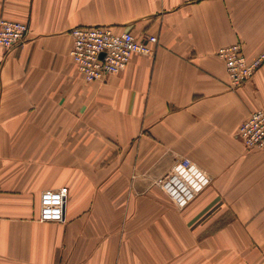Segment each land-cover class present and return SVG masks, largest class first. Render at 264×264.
Wrapping results in <instances>:
<instances>
[{"label":"crops","instance_id":"obj_1","mask_svg":"<svg viewBox=\"0 0 264 264\" xmlns=\"http://www.w3.org/2000/svg\"><path fill=\"white\" fill-rule=\"evenodd\" d=\"M28 25L0 49V264H264V150L237 129L264 109V60L230 89L219 47L264 51V0H0ZM157 38L83 79L70 29ZM67 186L61 222L39 195Z\"/></svg>","mask_w":264,"mask_h":264},{"label":"built area","instance_id":"obj_2","mask_svg":"<svg viewBox=\"0 0 264 264\" xmlns=\"http://www.w3.org/2000/svg\"><path fill=\"white\" fill-rule=\"evenodd\" d=\"M28 25L0 17V49L21 45L27 37ZM72 44L69 56L85 81H104L122 71L133 53L152 55L156 36L143 33L136 37L127 30H115L111 25H76L70 29ZM216 56L223 61L230 89H237L264 60V51L248 60L239 43L221 46ZM237 137L248 150H264V109L248 113L237 129ZM68 194L67 186L45 189L39 195L38 220L61 222Z\"/></svg>","mask_w":264,"mask_h":264}]
</instances>
